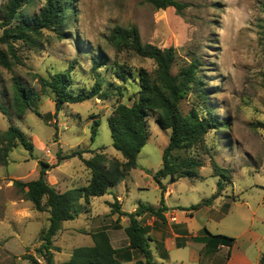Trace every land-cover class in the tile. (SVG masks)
Returning a JSON list of instances; mask_svg holds the SVG:
<instances>
[{
    "label": "rangeland",
    "instance_id": "1",
    "mask_svg": "<svg viewBox=\"0 0 264 264\" xmlns=\"http://www.w3.org/2000/svg\"><path fill=\"white\" fill-rule=\"evenodd\" d=\"M42 1L38 0L30 13L40 8ZM178 1L188 4L183 12L158 9L151 0H74L76 13L67 37L61 38L45 29L38 48L18 44L22 65L12 70L0 66V107L6 111L0 108V133L11 125L18 126L33 143V151L20 144L9 152L8 164L0 165V235L19 234L25 247L22 250L18 240H13L11 246L19 254H12L0 239V264H35L25 255H33L40 264H45L37 249L41 245V231L49 226V212H38L25 198L22 187L15 184L38 178L41 160L49 163L51 173L47 178L60 191L86 185L90 172L80 157L60 163L59 154L79 149L85 150L84 157L89 159L95 151H104L110 157L124 160L112 145L108 117L119 99L132 104L136 86L128 83L122 97L116 89L108 88L110 83L122 85L114 78L112 66L123 64L134 71L143 67L153 72L156 63L133 52L115 51L107 36L116 25L136 26L142 42L161 48L173 46L177 53L173 74L197 57L201 63L202 89L207 92L208 101L204 103L198 91L193 90L183 99L181 108L186 112L198 105L200 112L207 114L209 107L220 121L226 122V126L211 131L204 143L191 151L192 155H201L204 161L199 169L200 177L177 179L172 201L180 199L190 204L189 207L206 201L217 192L221 181L223 194L212 202L217 206L220 202L222 205L234 200L240 202L241 206L234 207L232 212L233 216L241 213L245 226L241 228V233H245L242 238L248 240L249 228L264 235V0ZM5 2L0 0V7ZM101 54L106 57L99 70L105 82L103 90L110 96L64 104L57 111L52 94L37 83L34 74L48 76L74 64V89L90 88L94 83L92 59ZM14 77L40 95L32 100L37 112L28 110L21 119L15 116L11 105ZM95 120L100 124L92 140ZM147 120L149 138L138 155V166L130 169V175L126 174L128 188L121 191L112 187L104 196L95 197L97 209L103 206L98 212L107 208L102 199L115 201L117 193L124 196L126 208L142 202H161L160 189L141 186L148 181L155 183L152 173L163 164V150L169 143L171 130L162 128L154 114ZM213 161L220 167L215 169L217 174ZM169 183L174 182L169 179ZM38 214L40 219H33ZM91 227L85 210L75 220L63 222L61 232L53 240L54 263H66L76 247L91 246L92 238L88 234Z\"/></svg>",
    "mask_w": 264,
    "mask_h": 264
},
{
    "label": "trees",
    "instance_id": "2",
    "mask_svg": "<svg viewBox=\"0 0 264 264\" xmlns=\"http://www.w3.org/2000/svg\"><path fill=\"white\" fill-rule=\"evenodd\" d=\"M37 1L6 0L0 7V66L8 70L23 64V58L17 52L18 44L38 48L45 29L56 32L61 38L68 36V27L76 13L74 0H43L42 6L30 13ZM151 2L158 9L174 8L178 12H183L188 6L178 0ZM107 42L117 52H133L142 58L153 60L156 68L150 72L143 67L134 71L123 64L112 66L114 78L122 85L110 83L108 88L116 89L122 97L128 83L132 82L136 86L132 104L128 105L119 99L108 117L112 145L122 154L124 160L110 157L104 151H95L93 156L87 159L84 157L85 150L75 149L66 155L59 154L58 161L80 157L90 172L86 185L65 191L58 190L47 178L49 163L42 160L38 178L15 182L22 187L25 198L33 203L37 211L49 212V226L41 231V245L37 249L45 259V264H55L53 240L62 229L63 222L75 220L79 213L90 205L92 198L107 194L112 187L125 179L130 169L138 166V155L149 138L147 119L150 114L156 116V121L162 128L171 130L169 143L163 150V164L153 175L162 189L161 206L156 208L140 203L136 211L126 213L121 211L115 202L111 205V214L118 215L117 221L124 215L130 220L125 228L129 247L138 250L141 255V259L135 264H165L155 260L150 247V237L141 218L145 213L162 216L165 210V186L161 182L162 179L170 178L171 182H175L185 176L200 177L199 169L204 166V161L201 155H192L191 151L203 144L206 135L211 131L226 126V122L220 121L209 107H206L207 114H202L198 105H193L186 112L181 108L183 99L193 90L198 91L204 103L208 101V94L202 89L201 63L197 57H193L187 65L173 74L172 68L177 60L175 48H161L142 42L136 26H114L107 36ZM105 60L106 57L102 54L92 59L94 83L90 88L74 89V64L65 71L50 73L48 76L34 74V78L43 89L52 94L56 110L59 111L64 104L110 96L103 90L105 82L99 71ZM13 90L11 105L17 118H23L28 110L35 111L32 100L40 95L33 88L28 87L20 78L14 77ZM0 108L6 113L3 106ZM99 124L98 120L94 121L92 140L97 135ZM20 144L33 151V143L18 126L11 125L0 133V165L8 164L9 152ZM212 164L217 174L215 169L220 167L214 161ZM222 189V183L219 181L217 192L210 199L192 205L190 209L211 204L221 194ZM91 236L93 244L74 248L65 264H122L105 228L92 232ZM225 238L230 242L234 240L231 237ZM25 258L40 264L33 255H25Z\"/></svg>",
    "mask_w": 264,
    "mask_h": 264
},
{
    "label": "crops",
    "instance_id": "3",
    "mask_svg": "<svg viewBox=\"0 0 264 264\" xmlns=\"http://www.w3.org/2000/svg\"><path fill=\"white\" fill-rule=\"evenodd\" d=\"M62 161L65 162L66 160ZM134 169L136 168L132 170ZM132 170L128 171L127 176L131 174ZM155 172L153 171L152 177ZM50 173L51 171H48V174ZM164 179L165 181L168 180V183H164L163 179L161 180L165 186V210L162 212V216L145 213L141 218L150 237V247L155 260L165 264H264V235L249 228L247 229L250 234L248 240L243 239L242 236L245 233H241V228L245 226L244 222H241V213L233 216L232 209L241 206L240 202L234 200L231 201L232 203L228 204L226 202L223 205L220 202L218 206L212 202L209 205H203L198 209L191 210L190 207L195 204L189 207L190 204L181 202L180 199L172 201L173 191L178 182L171 184L169 183L170 178ZM153 180H155L154 177ZM154 182L148 181L141 187L147 188L153 185L156 190L160 189L162 192L160 185L156 181ZM55 186L57 188V185ZM114 188H121V191L127 189L126 177ZM222 194L223 192H221L219 197ZM220 200L223 202L222 198ZM102 202L107 205V208L102 212H98L100 209L102 210L103 206L97 209L95 197L91 199L90 205L85 209L88 214V220L92 224L88 234L91 236L92 232L105 228L122 264H135L141 259V255L138 250L129 247L130 242L125 228L129 225L130 220L124 215L117 221L118 215L111 214V205L117 202L121 211L126 213L136 211L138 205L126 208L124 205L125 198L120 193L116 194L115 201H109L104 198ZM139 202H142V200ZM231 204L233 205L232 208ZM150 205L157 208L161 206V202ZM48 217L49 215H47V220ZM21 219L30 218L21 216ZM33 219L39 220L40 215H35ZM225 237H231L234 240L230 242ZM0 239L4 240L3 246L12 254H19L11 246L13 240H18L17 244L21 245L22 250L25 248L22 245L23 242L19 234H11L6 237L0 235ZM253 244L255 247H252Z\"/></svg>",
    "mask_w": 264,
    "mask_h": 264
}]
</instances>
